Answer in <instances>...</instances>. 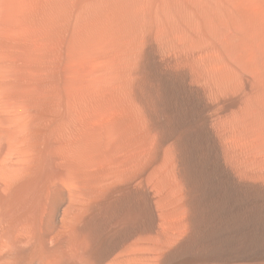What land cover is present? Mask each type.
Wrapping results in <instances>:
<instances>
[{"label": "bare ground", "instance_id": "bare-ground-1", "mask_svg": "<svg viewBox=\"0 0 264 264\" xmlns=\"http://www.w3.org/2000/svg\"><path fill=\"white\" fill-rule=\"evenodd\" d=\"M112 16L91 30L114 38ZM104 33L73 44L104 57L90 69L106 74L87 80L108 77L98 97L71 75L75 94L53 113L0 99V264H264V62L251 33L235 60L202 53L205 99L184 72L108 74L116 41Z\"/></svg>", "mask_w": 264, "mask_h": 264}, {"label": "rangeland", "instance_id": "rangeland-1", "mask_svg": "<svg viewBox=\"0 0 264 264\" xmlns=\"http://www.w3.org/2000/svg\"><path fill=\"white\" fill-rule=\"evenodd\" d=\"M105 1L0 0V82H3V86H1L0 88V99L2 98L3 101L5 100L6 103L10 104L15 102L32 101L33 104H36V107L39 110L41 109L42 112H48L50 114L53 113L52 110L54 111V105L56 102L60 101V98L63 99V102L69 101L70 98L72 100V97L70 95L74 96L75 93H71V91L74 92V87H71V89L70 86L74 84L73 80L75 78H77L75 82L79 83L80 81H83V83H80L85 86V84L89 82L87 80L94 78V75L98 70V74H106L105 72H101V70H103L101 68L102 65H100V68L98 67L99 69H90L95 62H98V60L101 61L102 58L104 60V57L100 56L101 52L95 51V53L92 52L89 55L84 54L83 56V51L81 50V52L79 50L80 46L78 48V51L80 52L74 51L76 48L74 46V41L76 39H78L79 41L78 37H82L80 38L81 42L82 39L90 37H93L92 39L94 40V38H96L95 35H97L98 37V35L100 34L99 31H97L98 28L105 25L103 24L104 22L101 21H105L107 19L108 22L106 21L105 23L106 26L109 25L111 21L109 23L108 18L110 19V17L112 16L110 14H112L113 11H110V13L108 12L109 15L107 14V11L114 9L117 5L118 6L115 8V10L117 9V12H114L118 20L114 16H112L117 20L116 21L114 18H112L114 22L116 21V23H112L120 25L119 28L118 26L117 28L115 26L114 33V30L111 31L112 33L110 32L111 37L113 34L114 38L111 39L110 37H108V34L104 33V31L102 32V34H100H106V38H108V40L109 38L111 39L109 40V42H111L110 44L114 43L113 41H116L114 44H112L115 47L110 48L109 52L111 53H109L108 55L110 58H115L114 60L113 58L111 59L113 60L112 65L114 63L118 64L114 65V67L117 66V69H114V67L112 69V71H117L111 73V68L109 69L110 72H108V74H112L113 77L118 71L120 72L122 70L119 74H116L118 76L115 75V77L125 78L126 81H133V78H137L138 80L139 77V79H147V81H149L148 78H150V75L151 78L154 77L152 79H155V77L157 79V77L161 75L164 76L167 73L176 74L179 72H184L187 78H185V86L187 88L194 87V89H198L199 92L201 91V94H203L202 96L205 99L206 96L204 92V85H202V79L204 76L201 66V59L203 56L202 53L204 54L206 52V49L219 48V51H221L220 53L227 56L226 58H228V60H235V57L239 55L238 53H242L245 49V47H243L242 43L238 39L244 33V31H247V33H251V36L250 34H248L251 37L250 47L252 48L253 46V49L250 50H252V54L255 52L253 54V56L256 55L254 56L255 59L257 57L256 60L254 59L255 62H257V64L264 62V34L262 36V33H264V0ZM102 2L105 3L103 4ZM94 6H99L96 9V11L98 10V12L101 9V12L99 14L98 12L95 13L96 11L94 9ZM100 6H102L104 9L106 8L107 11L106 9H102V7ZM88 10H90V12ZM92 14H94L95 16ZM105 14L109 17H106ZM91 15L92 17L94 16L93 18L95 19L90 17ZM101 15H105L102 16L103 20H100ZM187 15L189 17H186ZM191 15H193V17ZM96 16L97 18H99L98 20L96 19ZM82 17L84 20L82 19ZM243 17L246 19H244ZM88 19H93L92 21L94 22ZM95 23L101 24L100 26L95 25V29L97 28V30H94L93 26H89L94 25ZM180 25L182 26V28ZM74 26L76 28H74ZM86 26L90 27V30L91 27H93L92 29L95 31V34L93 36L87 37V35H89L87 33L90 32V30ZM107 27L105 30H107ZM113 27L114 25H112V27L110 26L109 28L111 29ZM244 28H246L247 30H245ZM118 29H120L121 32H118ZM93 30H91L92 33L94 32ZM80 31L82 32L81 34H84V36H79ZM91 32L90 35L92 34ZM106 32L109 33V31ZM116 32L120 34L117 35ZM122 32L123 34H121ZM75 33H79V35H74ZM76 36L78 37L74 38ZM115 36L117 37V39H115ZM123 36L125 38H123ZM100 38L101 37L99 36L95 40L97 41V39ZM260 39L261 41H259ZM78 41L76 40V42ZM146 41L148 43L151 42V44H148ZM144 42H146V44L148 45H151V54H154L151 55L154 59L153 68L149 67L148 49ZM143 45L146 47V49L144 50L142 49ZM154 46L156 49L154 48ZM114 48L117 52L120 53H117ZM112 49H114L113 51H115V53L113 52L114 55L112 54ZM141 50H143V52ZM118 54H121L120 56L123 57V59H121L120 56H117ZM97 55L99 57H95ZM103 56L107 57V55ZM80 58H83V62L86 60L92 61L91 63L89 61L90 64L86 62L87 65L89 64V68L86 67L87 65L84 66ZM94 59H96L97 61H95ZM93 61L95 62L93 63ZM83 67L88 68L87 72H90V74L94 75L92 76L88 74L86 76L87 72ZM120 67H122L123 69ZM74 68H76V70ZM93 68H95V65L93 66ZM133 70H135V73ZM74 71L78 74L77 77ZM93 71L96 72L93 73ZM138 71L143 72H141L140 74ZM85 72L86 74H84ZM130 72L132 78L127 75ZM160 73L162 74L160 75ZM98 74L97 76L99 77V79L97 78V76H95L98 81L97 79L96 81L95 79H93L95 82H89L92 83V85L94 84V88H91L93 87L91 86V84H89L88 86L86 85L88 88H91V91L90 88L87 89L86 86L84 87L80 83V86L79 84L78 87L75 86L77 87L76 89L83 87L82 89H80L81 92H84L87 89L89 93L91 92L90 95H93V97L90 98V95H88L89 93L87 91V97L89 96L88 98L84 95L86 93H81L84 96H79L80 91L77 93V91L79 90L78 89L75 91L78 94L75 97L77 98L79 96L77 99H85L84 97H86V99H93L94 97L96 98L99 96V94L102 92H100V90L106 87L102 86L105 83L104 81H106L104 85H107L108 83V77H103L104 74L102 75V77H100V75ZM71 75L75 76H73V80V77H71ZM83 75L84 77L86 76L85 80L83 79ZM89 75L91 76V78H89ZM141 76L146 77V79H143V77ZM102 78L104 81L102 80ZM97 82H99V84ZM97 84L98 86H101L98 87ZM96 86L97 88H100L99 91L96 89ZM84 88L85 90H83ZM92 89L96 90L92 91ZM96 91L98 92L96 93ZM67 98L69 100H67ZM73 99L75 98L73 97ZM37 104L39 105V107L37 106Z\"/></svg>", "mask_w": 264, "mask_h": 264}]
</instances>
